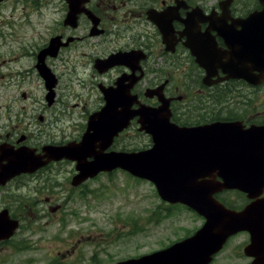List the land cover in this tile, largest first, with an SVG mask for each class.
<instances>
[{
  "label": "rangeland",
  "instance_id": "1",
  "mask_svg": "<svg viewBox=\"0 0 264 264\" xmlns=\"http://www.w3.org/2000/svg\"><path fill=\"white\" fill-rule=\"evenodd\" d=\"M60 2L42 0L39 5L48 7L37 14L35 3L24 0L25 18L19 21L15 20L16 14L14 19L9 15L20 2L0 6V31L8 33V37L0 34V134L8 133L11 140L31 133L39 137V144L71 141L84 132L88 115L95 108L98 92L91 71L79 67L74 59L71 63L66 61L70 55H62L55 62L60 74L55 89L59 102L54 101L51 106L43 98V84L28 70L35 64L32 48L37 53L40 47H46L56 24H61ZM12 24L11 32L8 27ZM21 45L26 52L23 58L16 55ZM19 70L30 72L24 81L16 76ZM176 73L177 79L185 77L182 91L187 95L180 103L178 115L189 119L181 120V124L194 125L199 114L210 112L243 117L250 122L255 118L264 123V86L256 90L243 85L242 80H228L210 90H198L189 80V72ZM244 99L248 102H242ZM136 128L130 127L119 136L114 150L137 152L149 147V137ZM73 175L74 165L61 162L52 167V172L40 173L37 181L24 180L23 191L18 195L26 204L44 203V199L48 203L45 209H39V220L31 211L25 215V251L18 256L23 264H116L164 249L193 234L204 223L184 204L162 201L152 184L137 181L127 172L101 174L77 187L70 185ZM215 196H220L229 209H241L250 202L234 189ZM229 238V245H233L244 243L249 236L241 232ZM233 254L224 250L216 264L248 261Z\"/></svg>",
  "mask_w": 264,
  "mask_h": 264
},
{
  "label": "flooded vegetation",
  "instance_id": "2",
  "mask_svg": "<svg viewBox=\"0 0 264 264\" xmlns=\"http://www.w3.org/2000/svg\"><path fill=\"white\" fill-rule=\"evenodd\" d=\"M11 1L20 2V4L13 8L9 18L14 19L13 15L16 14V21L24 20V0H2L0 6ZM41 1L29 0V2L35 3L37 14L41 13V8L48 7L47 5L40 6ZM80 2L82 5H79L74 11L77 14L75 16L69 12L70 2L68 0L60 2L61 24H56L47 43L48 46L51 40L54 41L55 56H46L43 63L54 76L55 84L50 90L46 89V80L40 76L36 69L37 55L47 46L40 47L37 53L32 48L34 52L31 53V56L35 59V64L32 69L28 70L31 71V74L34 73L43 84L45 89L43 98L47 105L51 106L54 101L59 102L58 99H55V89L60 74L55 62L62 55L63 57L70 55L66 61L71 63V59H74L79 67L91 71V78L95 82L94 85L98 92L97 99L93 102L95 108L88 117L104 107L106 99H108L106 95L111 90L123 87L130 96L136 97L137 102L131 106L133 110L139 107L158 109L162 103L161 98L170 110V122L178 126L182 125L181 120L189 118H185L183 115L182 118H179L178 115L180 103L187 95H185V91H182L184 88L182 82L185 77L177 79L176 71L189 72V80L195 83L198 90L200 87H204L205 76L204 68L196 62L188 47L191 39H187L184 32L187 31L191 38L206 35L207 41L215 44L213 46L216 52H227L229 48L221 35L226 30L225 28L230 29L231 26H234L236 31L240 30L241 26L239 27L238 23L246 19L250 13L264 11L263 0H216L214 2H210V0H80ZM139 3L143 4L139 5ZM138 6L140 10H137ZM48 14L50 13L48 12ZM262 21H264V17H262ZM242 26L245 37L244 44L248 47L250 41L246 35H248L250 26L248 22ZM8 28L12 32L14 25L12 24ZM252 28H259V24ZM1 32L5 37H8L7 32L1 30L0 34H2ZM25 54V48L21 45L16 55L23 58ZM201 60L205 64L208 62L205 58H201ZM252 64L254 67L260 66L259 62ZM246 66L249 68L250 64H246ZM221 67V63L217 62L209 68L213 77L207 82L223 77ZM28 70L26 72L19 70L16 72V76L24 81L25 76L30 73ZM253 74L263 76L262 82L257 85L249 84L250 86L245 82L242 84L257 90L260 86H264V74L257 70H253ZM11 76H13L12 73ZM50 93L53 96L49 103L46 98ZM242 102L246 103L248 99H244ZM198 116L196 118L198 125L200 121L205 123L217 119V114L211 112L201 113ZM53 120L56 121L57 118ZM252 120L249 124L247 119L249 126L262 124L258 119L252 118ZM49 124L50 122L47 123V126ZM137 125V119L134 118L128 129ZM87 128L88 124L85 129L90 133ZM81 135L72 141H80ZM38 141L39 137L31 133L16 140L9 139L8 133L0 134V230L5 229L4 232H0V264H23L18 256L23 255L25 251V242L23 241V232L27 227L25 215L31 211L36 216V221L39 220V209H45V205L48 203V199H44V203L36 201L31 205L26 204L18 195L23 191L24 180L37 181L40 173L52 172V167L57 163L70 162L74 166L76 165L75 160L71 162L62 159L59 162H54L53 160L48 161L46 158L48 150L55 151L58 147L62 152H67L62 146L68 142L39 144ZM21 148H26L32 155H29L33 160V163L28 166L29 169L37 167L36 163L44 162V164L39 166L33 174L20 173L9 179L7 177L8 164L13 158L19 159ZM109 150H114V144ZM86 160L90 161L91 158H86ZM48 209H50V205H48ZM14 224L16 228L11 236L6 238ZM228 243L229 241L224 244L219 253L230 250L231 253L234 252L233 255L238 253L244 260L248 259L246 264H251L252 258L244 254V248L249 244V241L244 245H229ZM207 264H216V258Z\"/></svg>",
  "mask_w": 264,
  "mask_h": 264
},
{
  "label": "water",
  "instance_id": "3",
  "mask_svg": "<svg viewBox=\"0 0 264 264\" xmlns=\"http://www.w3.org/2000/svg\"><path fill=\"white\" fill-rule=\"evenodd\" d=\"M262 34L263 42H261L262 44L258 48V55L256 54L259 58L256 59V62L260 61L259 67H254L252 61L247 62L250 57L254 56L257 49L253 47L250 55H248L243 44L244 38L242 39L240 34L235 39L234 34H225L228 42H233L230 45L232 47L229 46V51L227 52L219 53L215 50L212 51L209 49V46L204 47L202 44L193 46L196 50H193L191 47V51L196 56L198 63L205 67L207 75L213 74L209 71L208 64L212 66L220 62L222 65L221 71L227 75L226 78H243L252 83L250 81L251 78H255V76L251 77L253 70L264 74V33ZM200 41L203 42V40ZM49 46V49L39 54V63H42L41 61L46 54L54 52V42L52 40ZM208 49L210 52H208ZM201 58L207 59L208 64L203 65ZM222 59H225V61H222ZM246 64H250V67L248 68ZM37 68L41 77L46 80V88H52L55 84L52 74H50L43 64H38ZM258 81L259 79H256L252 84H256ZM52 96L53 94H48L47 100L49 101ZM129 105L131 106V103H127L123 95L119 102L107 100L106 106L89 118L87 130L90 133L86 132L84 134L80 144L71 149L72 153L62 152L58 148H56L57 151L48 150L47 160L49 161L51 158L60 160L63 157L70 160L75 155L76 170L79 173L72 181V185L74 186L80 184L88 177L95 176L99 171H111L115 168H120L135 177L152 181L163 200L187 204L191 209L203 215L207 222L194 236L175 244L161 253L158 252L117 264H206L211 256L220 249L229 235L246 228L252 232H250L252 235L251 243L245 248V254L254 258L252 264H264V200H257V203L248 205L242 212H234L226 210L221 204L210 197L213 192L230 186L232 188L240 187V190L247 193L248 198H257L260 195L261 187L264 186V183L260 188L250 184L246 185V187L240 186L242 184H239L237 179L238 172L232 171L234 167L239 168L241 164V162H238V159H235V156L246 158L255 153H260L261 149H263L260 153L262 156L264 153V128H258L256 133H248L237 144H233L231 140L225 142V138H221V133L217 132V135L220 136L217 138V144L221 145L215 147L214 153L210 157L211 159L215 157L216 160H213V165L218 170L215 174L222 179L223 183L215 182L214 176H212L211 183H209L211 190L206 193L205 189L198 182L192 181V178L196 174L195 171L199 172L201 169L200 165L194 166L196 164L195 160H191L189 163L188 161H183L181 154L188 151L186 147L187 143L198 145L201 140L200 135L205 136V139L209 138V136L204 133L197 135V132L194 130H182L170 124L168 122V113H164L166 111L163 108L155 112L138 110L133 113L130 112ZM118 107L120 110H117ZM135 115H139V130H144L151 136L152 147L148 150L135 153H104V150L112 144L114 136L126 128L129 121ZM193 150L199 151V148H194ZM20 152L19 159L13 158L10 160L8 169L9 178L21 172L31 170L28 168L33 163V160L29 157L30 152L26 149H21ZM200 152L194 155L195 159H199ZM87 157H91L93 160L88 162L86 160ZM210 157L208 158V162ZM36 164L39 167L44 162ZM230 165L231 172L229 173ZM34 168L36 167H32V170ZM242 174L247 175L248 172L243 170ZM15 228L16 225L14 224L8 231L9 234L6 238L12 234ZM4 230L2 228L0 232H4Z\"/></svg>",
  "mask_w": 264,
  "mask_h": 264
},
{
  "label": "bare ground",
  "instance_id": "4",
  "mask_svg": "<svg viewBox=\"0 0 264 264\" xmlns=\"http://www.w3.org/2000/svg\"><path fill=\"white\" fill-rule=\"evenodd\" d=\"M226 190H231L232 189V187L230 186V187H228V188H225Z\"/></svg>",
  "mask_w": 264,
  "mask_h": 264
}]
</instances>
